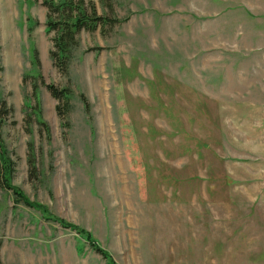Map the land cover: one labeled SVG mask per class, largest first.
I'll use <instances>...</instances> for the list:
<instances>
[{
	"label": "rangeland",
	"instance_id": "374dc122",
	"mask_svg": "<svg viewBox=\"0 0 264 264\" xmlns=\"http://www.w3.org/2000/svg\"><path fill=\"white\" fill-rule=\"evenodd\" d=\"M72 2L61 72L0 0V264H264V0Z\"/></svg>",
	"mask_w": 264,
	"mask_h": 264
},
{
	"label": "trees",
	"instance_id": "16d2710c",
	"mask_svg": "<svg viewBox=\"0 0 264 264\" xmlns=\"http://www.w3.org/2000/svg\"><path fill=\"white\" fill-rule=\"evenodd\" d=\"M42 3L47 10L45 26L47 30H52L55 33L52 37V49L49 52V56L53 65L61 72H65L69 66L72 51L77 42L75 34L80 29H94L96 21L100 18L94 15H86L85 9L80 2H72V0H42ZM90 14H94V12L91 11ZM45 87L50 95L56 99L55 110L58 116L62 118L69 105L68 100L71 90L67 87L57 89L50 84L45 85ZM4 159L6 157L0 151V165L2 166H4ZM5 186L8 187L7 184ZM13 191L17 194L15 190ZM18 195L23 199L25 204L29 205V202L25 198L20 194ZM92 248L102 253L104 257H107V254L97 246L95 247L94 244Z\"/></svg>",
	"mask_w": 264,
	"mask_h": 264
}]
</instances>
